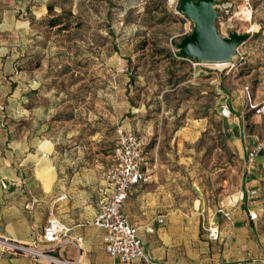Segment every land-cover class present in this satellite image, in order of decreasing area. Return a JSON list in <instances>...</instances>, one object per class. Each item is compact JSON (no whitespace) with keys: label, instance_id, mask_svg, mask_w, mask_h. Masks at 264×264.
I'll list each match as a JSON object with an SVG mask.
<instances>
[{"label":"rangeland","instance_id":"rangeland-1","mask_svg":"<svg viewBox=\"0 0 264 264\" xmlns=\"http://www.w3.org/2000/svg\"><path fill=\"white\" fill-rule=\"evenodd\" d=\"M19 1L0 26V115L10 129L50 140L52 162L84 183L108 171L119 130L144 136L149 181L195 216L199 230H186L193 247L210 246L211 255L220 243L208 238L210 227L220 229L218 218L247 201L242 192L254 189V178L251 208L264 246V152L250 171L245 164L247 144L264 136V116L246 114L253 118H243L240 136L219 113L234 89L249 87L264 100V0H218L220 34L252 37L230 62L196 67L176 56L194 25L178 13L180 0H73L63 29L44 22L62 11L42 10L51 0ZM246 6L252 15L242 13Z\"/></svg>","mask_w":264,"mask_h":264},{"label":"crops","instance_id":"crops-1","mask_svg":"<svg viewBox=\"0 0 264 264\" xmlns=\"http://www.w3.org/2000/svg\"><path fill=\"white\" fill-rule=\"evenodd\" d=\"M0 3L3 4L2 0ZM19 3L12 0L10 6H1L0 26L9 16L15 17L11 12H18ZM41 8L46 9L47 3ZM251 97L257 102L254 93ZM224 102L232 109L230 130L241 136L243 118H253L246 115L250 113L246 89L226 93ZM182 134L198 138L191 129ZM243 138L246 141V135ZM252 138L253 141L255 137ZM53 147L50 140L41 141L29 133H14L0 115V237L34 244L48 219L56 216L70 227V232L55 243L39 242L40 248L55 247L54 256L77 264H126L107 253L103 240L105 230L93 224L102 201L112 192L109 169L99 176H84V183L79 172L68 176L65 167L52 162L49 157ZM149 179L132 188L123 209L130 222L138 227L144 248L157 264H217L222 259L235 264H264V246L260 244L257 220H251L248 214L255 201L245 196L246 202L218 218L220 248L219 253L211 255L210 246L194 248V235L190 237L186 230L190 224L193 229L198 225L199 230L200 222L195 216L182 212L178 200ZM255 182L252 178V188ZM250 190L246 186V194ZM0 264L68 263L52 262L0 246Z\"/></svg>","mask_w":264,"mask_h":264},{"label":"built area","instance_id":"built-area-1","mask_svg":"<svg viewBox=\"0 0 264 264\" xmlns=\"http://www.w3.org/2000/svg\"><path fill=\"white\" fill-rule=\"evenodd\" d=\"M247 10H250L252 15V8L249 9L248 6L244 8L242 13L245 15V11ZM178 13L186 17L180 10ZM187 19L191 23L192 20ZM238 53H240L239 49ZM180 57L190 61L194 67L201 64V62L193 58ZM245 89L248 94L247 109L252 111L253 115L264 116V101L255 102L251 97L249 87ZM219 113L222 117L229 118L232 115V109L227 102H223L220 105ZM145 146L146 142L143 136L131 130H119L113 151V163L108 171V179L112 192L110 196L102 201L98 213L93 220L95 226L105 230L103 240L107 253L112 258L126 264H157L144 248L142 239L139 236L138 227L130 222L128 215L123 209L132 188L143 181H147L151 176L148 168L149 162L145 155ZM263 152L264 136L263 138H257L253 144H247L245 164L248 171L253 168L258 156ZM258 191L256 188L248 191L247 194L243 191L242 199L247 196L251 200L258 195ZM248 214L249 218L253 221L260 218V214L255 208H250ZM162 221L161 219L160 222ZM69 232L70 227L61 222L58 217L52 216L48 219V224L44 228L39 240L34 244H22L6 237H0V246L4 250L19 251L52 262L77 264L68 260L58 259L54 256L52 252L55 250V247H39L41 243L58 242ZM219 237V226L210 227L209 238L211 240H218ZM217 264L235 263L222 259Z\"/></svg>","mask_w":264,"mask_h":264},{"label":"water","instance_id":"water-1","mask_svg":"<svg viewBox=\"0 0 264 264\" xmlns=\"http://www.w3.org/2000/svg\"><path fill=\"white\" fill-rule=\"evenodd\" d=\"M217 3L218 0H180V11L194 22L192 32L177 44L182 57L199 62L228 63L237 55L239 47L251 39L250 32L220 34L216 23Z\"/></svg>","mask_w":264,"mask_h":264},{"label":"trees","instance_id":"trees-1","mask_svg":"<svg viewBox=\"0 0 264 264\" xmlns=\"http://www.w3.org/2000/svg\"><path fill=\"white\" fill-rule=\"evenodd\" d=\"M69 3V4H73V0H51L50 2L47 3V9H48V13L49 14H52V12H54V9L57 7V6H60L62 11L60 14H56L54 15L52 18H49V19H45L44 22L49 25L50 27H54V26H59L60 29H63V27H67V24H63V18L65 16H73V11H72V8H67L66 7V4ZM1 3H0V7H1ZM178 10L179 9V5H178ZM161 51V50H160ZM169 56H172V53L169 52ZM176 56H182L179 51L176 52ZM252 114L253 112L250 111ZM225 138H228L229 137V133L225 132Z\"/></svg>","mask_w":264,"mask_h":264}]
</instances>
